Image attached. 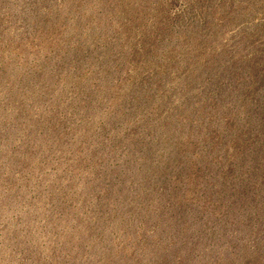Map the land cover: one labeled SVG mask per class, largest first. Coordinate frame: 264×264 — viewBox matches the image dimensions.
I'll return each mask as SVG.
<instances>
[{
	"label": "rangeland",
	"instance_id": "obj_1",
	"mask_svg": "<svg viewBox=\"0 0 264 264\" xmlns=\"http://www.w3.org/2000/svg\"><path fill=\"white\" fill-rule=\"evenodd\" d=\"M0 264H264V0H0Z\"/></svg>",
	"mask_w": 264,
	"mask_h": 264
}]
</instances>
